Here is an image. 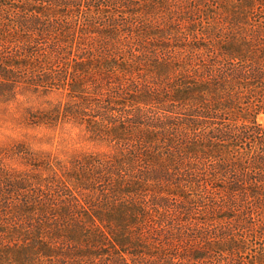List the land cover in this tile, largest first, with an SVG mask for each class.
<instances>
[{"label": "rangeland", "instance_id": "obj_1", "mask_svg": "<svg viewBox=\"0 0 264 264\" xmlns=\"http://www.w3.org/2000/svg\"><path fill=\"white\" fill-rule=\"evenodd\" d=\"M126 2L139 16L101 15L106 26L122 27L118 33L76 27L73 35L72 28L32 57L18 37L1 31L0 73L11 70L15 83L1 85L0 76V264H205L218 255L231 264H264V191L245 184L244 192L228 196L233 178L225 165L219 170L226 182L211 173L194 184L181 181L177 140L169 146L150 134L157 140L148 142L118 120L133 117V104L152 108L153 118L168 127L182 101L177 89L194 70L202 73L237 50L264 58V2ZM51 41L63 48L59 58L48 57ZM87 51L98 60L112 54L126 65L117 67L118 76L94 63L80 69L75 62ZM66 105L88 114L66 117ZM257 119L264 123V113ZM199 184H207L205 193L199 194ZM72 196L87 211L74 209ZM134 204L149 211L130 222L146 243L136 256L113 245L124 233V212L136 213ZM194 249H204L206 257L191 258Z\"/></svg>", "mask_w": 264, "mask_h": 264}, {"label": "trees", "instance_id": "obj_2", "mask_svg": "<svg viewBox=\"0 0 264 264\" xmlns=\"http://www.w3.org/2000/svg\"><path fill=\"white\" fill-rule=\"evenodd\" d=\"M126 1L0 0V34H2L1 31L6 30L9 32L8 34L18 37L16 41L23 49V53L32 57L40 51L46 50L47 47L43 44L48 39H53L58 35L60 39L64 40L67 33H73L72 28L73 35L77 33L76 27L86 30L91 28L93 31L105 30L104 32L109 34L118 33L122 27H118V23L106 26V20H102L101 15L111 12L113 13L112 18H114V14L119 13L118 15L126 21L132 15L139 16V12H135L130 7L131 4ZM160 1L164 2L165 0ZM251 1L255 2L256 0ZM258 1L264 2V0ZM124 16L127 17L124 18ZM85 25H89V27H85ZM49 45L52 51L48 57L59 58L63 51L61 45L59 44L57 47L55 41H51ZM53 51L56 53H52ZM235 52L238 53L229 52L224 60L211 63L202 73L194 70V74L188 75V78L180 84L177 92L181 94L182 101L177 103L176 123L170 118L171 121L166 127V122L159 118H153L152 108L133 104L131 106L134 115L131 119L127 121L122 115L118 118L125 125L124 128L133 129L132 131H135V134L139 136L146 135L145 140L148 142L157 140L149 137L150 134L156 135L158 140H167L169 146L176 144L177 140V153L180 162L178 166L182 170L184 169L179 176L181 181L194 184L201 180V175L205 174L206 176L211 173L214 179L221 180L222 183L226 179L220 177L222 175L220 170H222V165H225L223 170L226 169L229 174L231 172L233 178L226 186L228 196L237 191L244 192L245 184H249L247 189L252 192L264 191V123L257 119L260 113H264V58H262L263 55L262 57L258 56L255 51L252 55H245V52L239 50ZM83 54L85 56L80 55L75 62L80 69H87L91 63H94L95 68L99 71L104 66L109 72L108 74L118 76L117 67L123 68L126 65L118 63L116 56L112 54L109 56L99 54L100 60L94 57L93 51ZM197 57L199 56L196 55L195 60ZM2 70L0 76L4 77L5 81L1 80V85H13L15 79H12L11 70H7L5 67ZM123 90L126 91V89ZM143 93L149 94V90L147 89ZM116 94H121L120 90ZM140 100L148 104V99ZM234 112L241 114V119L231 115ZM61 113L66 117L71 116L81 120L88 114L76 105H66ZM106 119L113 122V119L108 117ZM126 122L128 123L125 124ZM99 129L95 128L94 131L99 132ZM137 144L140 150H145L141 139ZM185 158L193 159V161L186 162ZM217 159L222 163L216 166L214 161ZM161 169L165 168L161 167ZM138 182L140 181L133 182V188L138 186ZM127 183L131 184L132 182ZM221 185L217 184L214 187L221 188ZM207 187V184L202 187L199 184V194L205 193ZM72 200L70 205L74 209L87 211L76 196H72ZM33 201L38 200L33 199ZM134 206L137 208L136 213L129 209L122 215L120 227L124 229V233L114 237L113 245L121 247L120 250L116 249L118 253L128 252L136 256L144 252L141 248L146 243L140 237L141 233H138L139 236L136 238L134 231L130 229L132 226L130 222L134 217L133 223L140 222V215L143 217L149 211L142 205L134 204ZM96 215L100 218L98 214ZM92 220L96 222L95 219ZM137 227L139 229L138 225ZM132 240H135L137 245L132 243ZM39 243L45 247L49 245L42 240ZM206 255L204 249H194L191 258L202 259ZM208 257L214 259L205 264H231L229 257L219 255Z\"/></svg>", "mask_w": 264, "mask_h": 264}]
</instances>
